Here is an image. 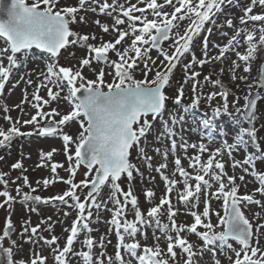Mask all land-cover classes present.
<instances>
[{
  "label": "snow or ice",
  "instance_id": "snow-or-ice-1",
  "mask_svg": "<svg viewBox=\"0 0 264 264\" xmlns=\"http://www.w3.org/2000/svg\"><path fill=\"white\" fill-rule=\"evenodd\" d=\"M144 7H138V4ZM235 4L242 10V15L238 18V25L234 23V18L225 20V25L233 30L229 36L227 32L221 30V39L227 38V42L213 47L218 49V55L209 56L208 44L209 36H205L202 44V56L198 58L192 51V45L202 30H205L206 23H210L221 14L224 6ZM98 5L100 13L112 17L114 23L111 29L116 31L117 38L114 41H103L99 44L88 43L90 39L96 40L95 34H80L71 29L70 25L77 23V15L80 10L96 12ZM172 11H165V7ZM261 9L260 12L254 11ZM0 11H6L7 18H0V37L4 38L6 46L0 48V55L7 59V66L0 60V93L5 89L6 83L10 81V76L14 69L22 66L27 50L33 46L43 49L48 54L46 71L41 72L42 80L37 84L32 93V100H28V93L25 90L24 99L16 105L23 113V105L30 104L36 109L35 114L30 115V119L21 120L17 118L12 121L10 116L4 119L9 121L11 126L5 130L0 127V147H5L18 136H57L60 135L64 143V151L67 155L69 166L66 171L69 177L65 180L57 173L58 168H63L62 164L52 162V178H44L37 181L44 187L56 181H63L70 187L63 194L54 197L44 198L40 195H33L35 188L29 184L28 177L23 176L24 185L30 188L29 192H23L20 186L17 187V194L21 197L20 202L24 204H39L59 201L68 204L71 200V207L77 211L76 219L73 221L70 234L66 237L63 248L58 244L59 238L52 235L51 238H44L38 234L40 225L31 226L30 221L24 222L23 233L28 235V241L38 244L43 240L48 246L56 245L52 248L55 264H72L73 257L79 260V264H105L104 259L94 257L93 248L99 244L101 248L105 246V236H101L99 241L92 237V221H99L101 210L110 211L108 223L112 226L109 230H115L117 237L116 251L114 257L109 256L107 264H202L199 259L205 252H211L214 256L217 253L225 255L231 264H264V248L260 247L259 239L264 236V223L261 219L250 221L245 215L243 207L245 205L256 204L264 210V203L259 199H254L253 194H238L240 185L236 183L235 175H227L225 163L222 162L224 150H227L231 157L234 150H238L245 145L246 137L252 142L257 140V129L255 127V109L257 100L261 98L260 90L264 89V70L253 84L247 87L251 90L257 89L255 93L249 92L243 97L244 105L238 106L240 97L233 100L235 112L240 116L236 117V122L240 125L235 135V142H222L221 147L211 150L210 147L201 142L199 145L171 139V149H165L162 153L165 162L160 163L155 171L160 175L166 185V194L162 195L159 204H155L144 212L140 206L138 197L133 194L131 187L127 191L121 188L119 183L122 174H126L131 180L134 171H139L130 159V149L141 143V138L145 137L151 128L147 117L158 118L166 108V101L169 99L165 87L170 84V78L174 69L182 62V57L191 54V60L184 65L185 84L193 81L192 91H197L201 81L197 79L200 72L194 71L196 65L203 67L207 63L221 61L226 53L233 52L237 60L232 61L229 69L233 81L240 79L246 81V75L237 74V69L243 64L244 73L250 71V62L256 58L258 49L264 48V0H137L136 4L125 7L118 3V0H79L78 6H60V0H11L10 5L5 9L3 0H0ZM122 13L127 18V29L119 26L126 23L121 15L113 17V13ZM135 13H139L136 15ZM151 17V18H149ZM189 21L183 34L179 29L182 23ZM84 17L80 16L79 22H83ZM104 33L110 31L107 23L101 24L95 21ZM209 34L211 29H207ZM132 36L131 43L121 50L118 46L125 41L126 37ZM171 40L172 51L165 50L162 45ZM69 45H79L87 49L86 55L81 58L78 65L60 66L58 57L62 49ZM245 47L246 51L241 53L238 49ZM152 49H156L159 55L155 58L149 55ZM109 52L116 55V60H111ZM134 53V55H130ZM163 56V60H160ZM157 60L160 63L157 64ZM166 62V63H165ZM103 65L99 71L93 70L95 79H89L83 75L85 67L91 68L92 64ZM141 65L143 67H141ZM105 68L111 71H105ZM264 68V66H262ZM140 71L143 79L136 78V72ZM223 68L220 69L222 73ZM154 72L152 79L148 76ZM112 76L111 82L105 77ZM23 80V77H21ZM204 82L213 86H218L222 91L212 92L207 96L211 101L215 96H220L223 100L221 107L213 109L214 116L229 114L228 96L230 90L227 89L221 79H210V74L205 75ZM19 83V82H17ZM27 85H32L29 78L25 81ZM16 85H13L15 87ZM42 88L47 89V97L40 95ZM106 89V90H105ZM66 95H61L65 93ZM184 96V84L178 89L175 97L177 105L182 103ZM66 100L70 104V110L62 114L58 108L50 107L53 102ZM199 97L191 101L185 107L195 108L199 105ZM45 105L49 106L48 111H44ZM4 111L8 112L7 106ZM28 115V113H24ZM59 116L60 119H54ZM39 118V119H38ZM181 121L184 117L180 118ZM41 120H50L48 125H42ZM76 121L79 123L80 131L77 137H73L63 132V128L69 123ZM246 121L248 127L243 126ZM172 124L177 123L175 118ZM204 125L215 127L211 120H205ZM166 132H162L157 139L163 140L174 135L173 130L168 127V121L162 122ZM25 125H32L33 130L22 132ZM211 140V133L208 134ZM70 145L75 146V152L70 153ZM177 147L185 153L189 148L194 150V155L187 157L189 172L182 166L179 155L174 159V170L168 172L167 157L169 151L175 153ZM259 148V145H257ZM41 151V163L38 166L48 167L47 161H51L54 152ZM160 152V149H156ZM143 152V149H141ZM201 153H208L207 160L202 161ZM146 159H150L145 156ZM264 159V151L248 153L241 161L233 159L232 167H241L245 173L249 172L246 165H251L253 171L250 173L259 181L256 192L264 195V172L255 171V163ZM81 165L88 170L85 175L94 173L91 178H86L74 182V177ZM13 169H23L21 162H16L11 166ZM167 173V174H166ZM182 177V188L179 189V206H174L169 197L178 184L177 178ZM5 173H0V184L4 190L0 191V196L5 197V203L9 206L15 202V197L11 196L4 178ZM171 177V178H170ZM154 179V178H153ZM239 180H245L244 175L239 176ZM194 181L195 183H191ZM109 189L107 197L102 196L104 188ZM214 185H218L215 191H210ZM84 200H81L77 193L78 189H89ZM146 202L151 203L155 197L152 189L145 191ZM201 195L204 196L202 212L197 211L201 202ZM121 197L123 198L121 200ZM210 197L223 200V215L216 212L217 223L213 224L210 219ZM111 205V209L109 208ZM167 206V218L170 223H162L161 217L164 215L163 209ZM181 207L185 209L186 215H191L194 221L191 224L177 223L175 219ZM35 211V209H32ZM131 217L129 218V214ZM69 213H65L67 216ZM50 219V218H49ZM43 223V221H42ZM199 226V228H198ZM154 227L160 235L153 232L154 246L142 245L138 237L147 238V229ZM203 230H199V229ZM48 231H52L51 224ZM15 231V227L9 217L5 227L0 234V242L5 238H10ZM188 234L196 235L202 241L198 248L188 239ZM83 236L80 240L79 237ZM167 243V248L162 249L160 240ZM255 241V243H254ZM79 242L87 250L76 251L74 244ZM110 243V241H107ZM12 246L3 247L0 243V264H46V258L39 253L34 254L29 262L23 259H14V247H18L15 241ZM238 245L239 247H236ZM179 249L177 252L175 249ZM194 248L196 251H194ZM127 253L126 258L123 254ZM229 253H234L233 260ZM179 257V259H177ZM214 264H221L220 259H215Z\"/></svg>",
  "mask_w": 264,
  "mask_h": 264
},
{
  "label": "rangeland",
  "instance_id": "rangeland-1",
  "mask_svg": "<svg viewBox=\"0 0 264 264\" xmlns=\"http://www.w3.org/2000/svg\"><path fill=\"white\" fill-rule=\"evenodd\" d=\"M31 2V0H28ZM103 2V0H101ZM109 3L112 0H108ZM162 2V0H158V3ZM79 0H60V6H78ZM118 3L123 4L125 7L130 6L131 4H136L137 0H118ZM138 7H144V4H138ZM92 7H96L97 11H85L80 10L77 15V23L70 25L71 29L80 33V34H95L97 37L96 40L90 39L88 43L99 44L101 40L103 41H114L117 38L116 31L111 29V25L114 23L112 17L107 16L106 14L100 13L98 9V5H92ZM165 11L171 12L172 9L165 7ZM254 11L260 12L261 9L257 8ZM242 13L240 7L233 4L232 6H224V10L221 14H219L214 21L210 23H206L205 30H202L199 36H197L192 45V51L198 58H203L202 56V44L205 36H209V44H208V52L209 56L218 55V49L213 47L216 44H224L227 42V38L221 39V30L227 32L229 36L233 34V30L228 28L225 25V20L229 17L234 18V23L238 25L239 21L236 20L237 16ZM121 15L123 19H125L126 23L124 25L119 26L121 29H127V18L122 16V13L116 12L113 13V17L116 15ZM139 15V13H135ZM80 16L84 17L83 22H79ZM151 18V17H149ZM100 21L101 24L107 23L110 26V31L108 33H104L102 28L95 23V21ZM189 21L185 20L179 31L183 34L184 29L187 27ZM207 29H211V33L207 31ZM133 37L130 35L126 37L125 41L122 42L118 47L123 50V48L127 47ZM172 41H166L163 43L162 47L165 50L172 51L171 49ZM4 38L0 37V48L5 47ZM241 53L246 51L245 47H240L238 49ZM262 48L258 49L256 53V58L250 62V71L248 73H244L243 64L241 67L237 69V74H243L248 77L246 81L237 79L233 81L231 79V72L229 71L232 61L237 60V57L233 52L226 53V56L222 59L220 64H226V67H222L224 71L221 73L220 69L217 70L215 64L218 62H214L213 65L209 67H200L196 65L194 71L200 72L201 75L197 77L199 81H201V85H198L197 91L194 93L192 91V83L193 81H188L186 84L184 82L185 70L184 65L189 63L191 60V54H186L182 57V62L178 64V66L174 69L173 74L170 78V84L167 85L164 89L169 99L166 101V108L164 112L158 117L153 118L152 116L147 117L150 121L151 128L147 132L146 136L141 138V143L138 146H135L131 149L130 161L136 165L139 171L133 172V177L131 180L128 179L126 174H123L119 183L121 188L124 191H127L129 187H131L133 194L138 197L140 208L146 212L148 208L155 204H159L160 198L162 195L166 194V185L165 182L161 179L160 175L155 171V168L160 164L165 162L164 157L162 155L165 149H171V139H175L177 141V145L184 141L191 144L199 145V143L203 142L207 144L211 150H214L217 147H221L222 142L227 140L228 143L235 142V135L238 132L240 125L236 122V117H239L240 114L235 112V106L233 105V100L238 96L240 97L238 101V106H243L245 101L243 97L248 95L251 91L255 93L257 89L253 87L251 90L247 87L248 84H253V82L258 78L259 73L261 72V66L264 63L262 59ZM87 49L83 46L79 45H69L65 49L61 51L58 57V62L60 66H72L78 65L81 58L86 55ZM130 55H134V53H130ZM153 58L159 55L156 49H152L149 53ZM109 56L111 60H116L117 57L114 53L109 52ZM24 63L22 66H18L13 70L10 81L6 83L5 89L2 93H0V127H3L5 130L11 126L10 122L5 120L4 117L10 116L12 121H15L17 118L21 120L30 119V115L35 114L36 109L32 108L30 104L25 103L23 105L24 112L22 113L20 109L16 107V105L20 104L24 99L25 90L28 93V100H32V93L34 92L37 84L43 77L40 76L41 72L46 71V62L48 60V54L45 52H40L35 49L27 50V53L24 56ZM0 60H3L4 65L7 66V59L3 55H0ZM160 60H163V56H160ZM160 60H157V64L160 63ZM166 63V62H165ZM231 63V65H229ZM103 65L93 63L91 68L85 67L83 69V75L89 79H95L93 75V70L97 72ZM141 67H143L141 65ZM105 71H111L108 68H105ZM210 74V79L215 80L217 78L221 79L224 83L225 87L230 90V94L228 96L229 103V114H222L221 116H214L213 109L216 107H221L223 104V100L220 96H215L211 101L207 99V96L212 92L222 91L218 86H213L208 82H204L203 78L205 75ZM154 76V72L150 73L148 78L152 79ZM23 77V80H21ZM33 81L32 85H27L25 81L28 79ZM137 79H143L142 73L138 70L136 72ZM105 79L108 82H111L112 76H106ZM19 82V83H17ZM184 84V96L182 98V103L177 105L175 103V97L178 94V89L180 86ZM13 85H16L13 87ZM106 90V89H105ZM40 95L44 98L47 97V89L42 88L40 91ZM66 95L65 93L61 94ZM261 98L258 100L255 114L256 121L255 127L257 129V140L255 143V149L251 148L250 142L251 140L246 139L245 145L241 146L240 149L234 150L232 156L230 157L225 149L222 155V162L225 163L227 175H235L236 183L240 185L238 194H253L254 199H259L264 203V195L256 192L255 190L259 187V181L250 173L253 171V167L251 165H246L249 168V172L245 173L241 167H232L233 159H238L243 161L246 158L248 153H259L260 151H264V91L260 90ZM199 97V105L195 108H189L185 111V107L191 104V101ZM4 106H7L9 109L8 112L4 111ZM50 107L58 108L62 114H66L70 110V104L66 100H60L59 102H53ZM49 106L45 105L44 111H48ZM24 113H28L25 115ZM181 117L184 119L181 121ZM175 118L177 123L172 124L171 120ZM39 119V118H38ZM54 119L59 120L60 117L56 116ZM211 120L215 127L205 126L204 121ZM168 121V127L173 130L174 135L170 138H165L162 141L158 140L157 137L162 133L166 132V129L163 127L162 122ZM40 123L42 125L50 124V120H41ZM244 127H248L246 121L243 122ZM32 125H25L21 128L22 132H30L33 130ZM80 131L79 123L73 121L66 125L63 128V132L69 135H72L74 138L78 136ZM211 133L212 139H208V134ZM259 145V148L257 147ZM70 153L75 152V146L70 145ZM160 149V152H157L156 149ZM53 149L57 151L54 152L52 160L47 161L48 167L38 166L41 163L40 153L48 152ZM143 149V152H141ZM194 150L189 148L187 153H185L182 149L177 147L175 153L169 151V155L167 157L168 164V172L174 170V159L177 155L181 157L182 166L185 167L186 170L192 172L193 175L195 173L191 168H189V160L187 157L193 156ZM202 161L207 160L208 153H201ZM145 156L150 159H146ZM21 162L23 165V169H13L11 166L16 162ZM56 162L63 165V168H58L57 173L60 177H63L65 180L69 177V173L66 169L69 166V162L67 160V155L64 151V143L60 135L55 137L53 136H20L19 139L12 140L11 143L5 147H0V173H5L4 177L7 181V188L11 196L15 197V202L10 206L5 203V197L0 196V234H2V229L5 227L8 218H11V221L15 227V231L11 234L10 238H5L3 241L5 247L12 246L11 242L15 241L18 247H14V259H23L26 262H29L32 258H34L35 253H39L41 256L46 258V264H55L54 262V253L52 252V248L56 247V245L48 246L44 244L43 240H40L38 244H34L28 241V235L23 233L24 222L30 221L31 226L40 225V229L38 230V234L44 238H51L52 235H56L59 240L58 244L60 248L66 243V237L70 234V228L73 221L76 219L77 211L72 208L71 200H69L68 204H63L59 201L39 204H24L21 203V197L17 194V187L20 186L23 192H29L30 188L24 185L23 176L28 177L29 184L32 188H35L36 191L32 193L33 195H40L44 198L54 197L57 195L63 194L64 191L69 189V185L64 183L63 181H56L55 183L49 184V186L44 187L41 184H37V181H42L44 178H52L51 173V163ZM88 170L85 166L81 165L77 170V173L74 177V182L78 183L81 180L86 178H91L94 173H89L88 177H86L85 173ZM255 171L264 172V159H261L255 163ZM167 174V173H166ZM244 175L245 180L241 182L239 180V176ZM154 178V179H153ZM171 178V177H170ZM179 181L180 184L176 186L173 190L172 195L169 197L171 199L174 206H179V197L178 192L179 189L182 188V177H179L178 173L175 177ZM191 183H195L192 181ZM218 185H214L210 191H215V188ZM4 185L0 184V191L4 190ZM110 185L108 188H104L102 190V196L107 197L109 193ZM148 189H152L155 192V197L151 203L146 202L145 191ZM78 195L81 200H84L87 195V189L81 188L77 190ZM123 198L121 197V200ZM210 206V219L213 224L217 223L216 212H219L223 215V200L216 199L215 197H210L208 200ZM204 204V196L201 195V202L198 206L197 211L202 212ZM111 209V205H109ZM32 209H35L33 211ZM245 211V215L247 218L254 221V217L256 219H261L264 217V210L261 209L259 205L251 204L245 205L243 207ZM164 215L161 217L162 223H170L167 218V206L163 209ZM185 209L181 207L180 214L175 218L177 223H186L191 224L194 221V218L191 215L185 214ZM65 213H69L67 216ZM111 212L101 210L100 219L96 221L93 219L92 228L94 229L91 233L92 237H94L97 241H99L101 236H105L106 243L103 248L97 244L93 248L94 257L96 259H104L105 264H107V259L109 256L114 257L117 244V237L115 235V230L110 231L109 229L112 226L108 223L110 219ZM50 218V219H49ZM129 218L131 217V213L129 214ZM43 221V223H42ZM261 222L264 223V219H261ZM51 224L52 231L46 230L48 225ZM199 228V226H198ZM199 230H203L202 228ZM153 232L156 235H160L159 231H156L154 227H150L147 229V238L138 237L141 244L154 246ZM80 240L83 239V236L79 237ZM188 239L190 242L194 243L197 248L202 245V241L194 234H188ZM107 241H110L108 243ZM255 243V241H254ZM260 247L264 248V236H261L259 239ZM160 246L162 249L167 248V243L163 239L160 240ZM236 247H239L236 245ZM74 249L76 251H84L86 248L82 247V245L77 242L74 244ZM179 252V249H175ZM122 254L127 257V253H124L121 249ZM194 251L196 249L194 248ZM232 259H235L234 253H229ZM179 259V257L177 258ZM202 261V264H214L215 259H220L221 264H231V261L223 254L217 253L215 256L211 252H205L202 257L199 258ZM72 264H79V260L76 257H73ZM134 264L136 262L134 261ZM171 264V262H170ZM180 264H183V261H180Z\"/></svg>",
  "mask_w": 264,
  "mask_h": 264
},
{
  "label": "water",
  "instance_id": "water-1",
  "mask_svg": "<svg viewBox=\"0 0 264 264\" xmlns=\"http://www.w3.org/2000/svg\"><path fill=\"white\" fill-rule=\"evenodd\" d=\"M10 3H11V0H3V6H4V8L6 9L9 5H10ZM0 18H2V19H6L7 18V14H6V11H0ZM32 49H35V50H38V51H40V52H44V50L43 49H39V48H36L35 46H33V48ZM63 50V49H62ZM61 50V51H62ZM46 53V52H45ZM61 53V52H60ZM262 66H264V63L262 64ZM262 66H261V71L262 70H264V68H262ZM263 91H264V89H262ZM259 100V99H258ZM258 100H257V103H258ZM46 125H48V124H46ZM132 149V148H131ZM131 149L129 150L130 151V154H131ZM129 159H130V156H129ZM84 166V165H83ZM122 176H123V174H122ZM121 176V177H122ZM88 190H90V186H89V189H87V191Z\"/></svg>",
  "mask_w": 264,
  "mask_h": 264
},
{
  "label": "bare ground",
  "instance_id": "bare-ground-1",
  "mask_svg": "<svg viewBox=\"0 0 264 264\" xmlns=\"http://www.w3.org/2000/svg\"><path fill=\"white\" fill-rule=\"evenodd\" d=\"M243 13H241L240 15H238L237 16V18H236V20L239 18V16H241ZM242 48V47H241ZM222 61V60H221ZM221 61H218L216 64H215V66H216V69L217 70H219V69H221L222 67L224 68V67H226V64H220V62ZM211 65H213V63H207V64H205V67L207 68V67H209V66H211ZM229 65H231V63L229 64Z\"/></svg>",
  "mask_w": 264,
  "mask_h": 264
},
{
  "label": "trees",
  "instance_id": "trees-1",
  "mask_svg": "<svg viewBox=\"0 0 264 264\" xmlns=\"http://www.w3.org/2000/svg\"><path fill=\"white\" fill-rule=\"evenodd\" d=\"M262 59H263V61H264V48H262ZM257 119V118H256ZM19 137L20 136H18V137H16L15 139H19ZM15 139H13V141L15 140ZM256 143V142H255ZM255 143L254 142H250V145H251V148L254 150L255 149ZM0 243H2L3 244V247H5V243L2 241V242H0ZM3 258L2 257H0V260H2Z\"/></svg>",
  "mask_w": 264,
  "mask_h": 264
}]
</instances>
